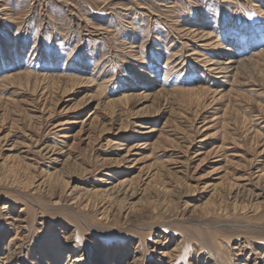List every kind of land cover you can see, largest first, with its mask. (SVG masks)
<instances>
[{"label":"rangeland","instance_id":"374dc122","mask_svg":"<svg viewBox=\"0 0 264 264\" xmlns=\"http://www.w3.org/2000/svg\"><path fill=\"white\" fill-rule=\"evenodd\" d=\"M132 256L264 264V0H0V264Z\"/></svg>","mask_w":264,"mask_h":264},{"label":"bare ground","instance_id":"6f19581e","mask_svg":"<svg viewBox=\"0 0 264 264\" xmlns=\"http://www.w3.org/2000/svg\"><path fill=\"white\" fill-rule=\"evenodd\" d=\"M233 56H231V57H228L227 59L229 60V59H231ZM233 61V60H232ZM222 62V61H221ZM228 63V62H227ZM234 63L235 64H237V60L235 59L234 60ZM238 63H239V61H238ZM226 64V63H225ZM225 64H223V66H221V67H219V68H222V69H226L227 67H229L228 66V64L227 65H225ZM251 64V63H250ZM213 65V64H212ZM234 65V64H233ZM246 65V64H245ZM236 66V65H235ZM242 66V65H241ZM238 67H239V64H238ZM237 67V68H238ZM63 78V77H62ZM126 99V98H125ZM136 258L137 257H135V256H132V259L129 261V262H127L126 264H135L136 263Z\"/></svg>","mask_w":264,"mask_h":264}]
</instances>
